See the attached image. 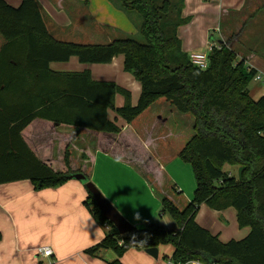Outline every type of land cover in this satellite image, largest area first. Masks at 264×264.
Returning a JSON list of instances; mask_svg holds the SVG:
<instances>
[{
    "label": "trees",
    "instance_id": "obj_1",
    "mask_svg": "<svg viewBox=\"0 0 264 264\" xmlns=\"http://www.w3.org/2000/svg\"><path fill=\"white\" fill-rule=\"evenodd\" d=\"M114 2L127 13L138 14L142 41L127 37L108 44L61 42L49 34L36 0H21L19 7L0 0V35L5 40L0 50V185L28 178L38 190L62 184L75 173L91 180L88 165L76 169L72 164L70 145L62 147L64 172L33 153L22 131L34 120L74 127L72 141L90 132L100 135L95 141L106 142L122 133L108 119V110L132 124L164 101L194 119L193 135L178 155L192 168L194 198L181 209L162 198L160 216L168 212L176 229L149 225L120 235L91 195L88 209L109 230L88 255L99 257L111 250L117 258L108 264H120L132 235L141 240L148 234L146 249L172 244L177 260L264 264V95L257 101L250 96V83L258 73L245 59L237 60L233 44L238 35L216 43L208 52V67L199 69L178 37V29L189 22L182 15L184 0ZM210 41L218 40L212 35ZM120 55L124 71L141 85L136 106L130 92L115 83L93 81L87 71L57 73L50 68L51 63L73 57L81 64H110ZM118 94L125 99L122 107L115 106ZM82 158L86 159L84 154ZM226 165L244 169L240 176H232ZM202 205L217 211L234 208L239 227H249L250 234L240 241L220 242L196 222Z\"/></svg>",
    "mask_w": 264,
    "mask_h": 264
},
{
    "label": "crops",
    "instance_id": "obj_2",
    "mask_svg": "<svg viewBox=\"0 0 264 264\" xmlns=\"http://www.w3.org/2000/svg\"><path fill=\"white\" fill-rule=\"evenodd\" d=\"M5 1L13 7L21 4V0ZM36 1L49 34L61 42L108 44L113 40L100 42L107 37L105 35L132 31L128 13L120 9L114 0ZM182 15L189 19L187 24L178 29V37L185 53L190 55L192 52H204L209 45L225 42L231 36L238 35L233 44V49L241 54L238 61L245 59L246 64L257 71V75L263 78L256 81L258 84L264 81V32H261L264 29V0H184ZM212 34L216 36L217 42L210 41ZM4 44L5 40L0 35V50ZM50 68L57 73L87 71L93 81L115 83L130 92L133 106L137 105L141 94L140 83L124 71L123 55L114 58L110 64H81L73 57L68 62L51 63ZM257 91L258 87L249 91L252 99L253 93ZM263 95L264 92L257 100ZM124 104V97L116 95L115 106L122 107ZM162 104L169 106L166 102ZM167 112L159 111L162 116ZM151 115L152 111L147 110L134 123L128 124L115 111L108 110V119L122 133L105 138L106 142L95 141L100 135H90V132H82L72 141L76 132L74 127L52 126L41 120H34L27 126L22 131V137L42 162L62 172L66 171L62 147L70 145L72 164L76 169L82 164L88 165L91 181L129 223L137 229H143L155 225L154 220L162 206L163 197H168L181 209L193 200L196 190L191 166L178 157L180 150L193 135L194 119L180 114L181 118L187 119V126L175 130L166 125L169 117L162 119L158 114L150 118ZM143 118L146 119L141 122L145 124L139 122ZM174 142H177L174 154L165 150L166 147L163 148ZM83 154L86 159L82 158ZM224 169L232 176L236 172L238 174L236 167L226 165ZM22 182L23 180L0 185V200L9 196L16 197L27 191V186ZM137 211L140 214L139 220L134 218ZM196 222L224 244L231 240H243L251 232L249 227H239L237 212L232 207L217 211L202 205ZM0 224L5 226V232L0 233L1 241L7 243L11 240L12 233L3 217H0ZM98 226L102 227L105 237L106 228L99 223ZM157 226L165 228L163 225ZM176 228L177 226L165 229ZM92 258H97V264H108L117 255L106 250L99 257ZM135 259V253H130L126 264H131ZM163 260L160 264H163Z\"/></svg>",
    "mask_w": 264,
    "mask_h": 264
},
{
    "label": "clouds",
    "instance_id": "obj_3",
    "mask_svg": "<svg viewBox=\"0 0 264 264\" xmlns=\"http://www.w3.org/2000/svg\"><path fill=\"white\" fill-rule=\"evenodd\" d=\"M90 182L87 176L82 180L73 177L37 190L25 178L22 183L27 191L0 200V217L12 233L7 243L0 241V264H97L88 249L95 247L104 234L87 207L91 193L86 185ZM134 218L140 219L138 211ZM4 232L5 226L0 224V233ZM148 238L144 234L137 240L133 234L124 256L119 258L120 264H126L130 253L136 255L131 264H160L165 255L171 259L175 251L172 244L158 247V258L148 255Z\"/></svg>",
    "mask_w": 264,
    "mask_h": 264
},
{
    "label": "rangeland",
    "instance_id": "obj_4",
    "mask_svg": "<svg viewBox=\"0 0 264 264\" xmlns=\"http://www.w3.org/2000/svg\"><path fill=\"white\" fill-rule=\"evenodd\" d=\"M125 12V11H124ZM127 14V12H125ZM127 17L129 19V21L131 22L132 28H131V32H120L118 31L116 34H110V35H105L107 37H104L102 40L104 41H100V42H105L107 43L109 40L112 41L114 39H122V38H127V37H131V38H136L137 40L142 41V37L140 36V34H138V26L140 24V17L138 16V14L134 13V12H130L127 14ZM223 26H224V21H223ZM262 27V26H261ZM136 31V32H135ZM261 32H264V29H261ZM214 34V33H213ZM212 34V35H213ZM216 37V36H214ZM110 38V39H109ZM217 46V44H216ZM241 56L240 53L237 52V60L239 59V57ZM257 80L254 79L249 86L250 91L253 90L255 87H258V91L256 93H253V99L257 100L261 94H263L264 92V81L261 83H257ZM252 95V94H251ZM165 103V102H164ZM151 109V110H150ZM148 111H152V115L150 118H154L156 117L158 114L159 116H162L161 113H159V111H168L167 114L164 115V117H169L170 120L169 122L166 124L168 125V127H172L175 130H180L182 128H186L187 126V119L185 117L180 116V113L173 107L171 106H164L162 105V101L157 102L153 107H151ZM171 111V112H170ZM174 111V112H173ZM190 116V115H189ZM192 117V116H190ZM146 118H143V120H139V122L141 121H145ZM142 123V122H141ZM145 124V123H142ZM147 124V123H146ZM174 146V147H173ZM165 148V150L167 149V151L172 152L173 154L176 152L177 150V142L172 145V144H168V145H164L163 148ZM227 170V169H226ZM235 176H237V172L234 173ZM92 183H94L92 181ZM94 185H96L94 183ZM96 187L100 190V192L104 195V193L101 191V189L96 185ZM104 197L112 204L114 205L110 199H108L105 195ZM115 207V205H114ZM116 208V207H115ZM117 209V208H116ZM162 209V206L160 207V210L158 212V215L156 217V219L154 220V224L155 225H163L165 226V228H171V227H175V222L174 220L171 218V216L168 214V212H165L164 214H162L160 216V211ZM118 210V209H117ZM124 216V215H123ZM126 219V218H125ZM127 220V219H126ZM128 221V220H127ZM129 222V221H128ZM167 222V224L165 223Z\"/></svg>",
    "mask_w": 264,
    "mask_h": 264
},
{
    "label": "water",
    "instance_id": "obj_5",
    "mask_svg": "<svg viewBox=\"0 0 264 264\" xmlns=\"http://www.w3.org/2000/svg\"><path fill=\"white\" fill-rule=\"evenodd\" d=\"M221 42V41H220ZM244 167L238 169V175H241ZM75 177L76 179H85L86 176L82 173H75L69 176V178ZM91 195L93 196L98 209L101 211L103 217L108 222L112 223L117 229L120 235L129 234L133 228H135L131 223H129L118 210L104 197L100 190L94 185V183H89L86 185ZM148 255L158 258L157 248L146 249Z\"/></svg>",
    "mask_w": 264,
    "mask_h": 264
},
{
    "label": "built area",
    "instance_id": "obj_6",
    "mask_svg": "<svg viewBox=\"0 0 264 264\" xmlns=\"http://www.w3.org/2000/svg\"><path fill=\"white\" fill-rule=\"evenodd\" d=\"M216 46V44H211L207 47V50L204 52H192L190 53V60L194 67L199 69H206L208 67V52L211 51L212 47ZM257 81L263 80V78L260 75H257L255 78ZM106 228V231L109 230V227L107 225L104 226ZM214 264V263H205L198 259L193 260H177L173 256L171 259H169L168 256L164 257L163 264Z\"/></svg>",
    "mask_w": 264,
    "mask_h": 264
}]
</instances>
